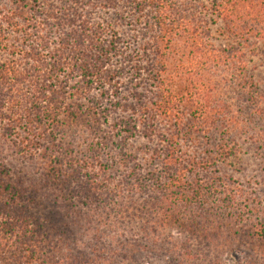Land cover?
Returning a JSON list of instances; mask_svg holds the SVG:
<instances>
[{
    "label": "trees",
    "instance_id": "16d2710c",
    "mask_svg": "<svg viewBox=\"0 0 264 264\" xmlns=\"http://www.w3.org/2000/svg\"><path fill=\"white\" fill-rule=\"evenodd\" d=\"M0 264H264V0H0Z\"/></svg>",
    "mask_w": 264,
    "mask_h": 264
},
{
    "label": "rangeland",
    "instance_id": "374dc122",
    "mask_svg": "<svg viewBox=\"0 0 264 264\" xmlns=\"http://www.w3.org/2000/svg\"><path fill=\"white\" fill-rule=\"evenodd\" d=\"M226 96V95H225ZM227 97V99H231V97H229V96H226ZM237 258L238 259H244V255H239V256H237Z\"/></svg>",
    "mask_w": 264,
    "mask_h": 264
}]
</instances>
